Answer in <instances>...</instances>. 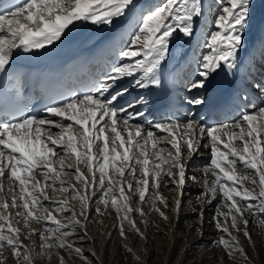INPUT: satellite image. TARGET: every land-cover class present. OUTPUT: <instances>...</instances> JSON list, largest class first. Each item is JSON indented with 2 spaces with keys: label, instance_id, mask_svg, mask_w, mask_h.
Masks as SVG:
<instances>
[{
  "label": "snow or ice",
  "instance_id": "obj_1",
  "mask_svg": "<svg viewBox=\"0 0 264 264\" xmlns=\"http://www.w3.org/2000/svg\"><path fill=\"white\" fill-rule=\"evenodd\" d=\"M250 5L251 0H215L212 29L196 61L198 78L187 85L188 93L204 89L218 70L238 67ZM203 18L204 0H160L146 10L139 8L137 0H0V70H6L18 51L54 46L81 21L109 27L117 20L132 23L128 40L108 70L90 87L49 100L42 108L43 116L25 112L18 100L10 106L0 101V264L8 258L5 252L16 258L15 264H33L31 250L24 244L33 236L39 241L37 255H52L56 247L79 255L81 249L67 238L78 226L84 227L78 217L88 218L87 209L97 195L96 211H101V204L115 209L122 221L121 236L123 221L139 233L129 213L143 212L128 204L127 193H138L143 202L146 193L157 189L152 210L167 219L155 203L168 206L158 189L166 183L178 191L181 198L175 200V210L179 213L189 180L204 186L198 202L222 199L228 209L218 208L213 220L215 229L230 239L221 236L212 243L222 245L228 257L239 253L247 261L231 235L229 220L231 229L242 232L248 242L250 219L245 213L260 216L264 224V105L241 110L239 119L231 123L206 126L191 118L138 123L144 113L136 109L151 103L144 95L120 104L130 89L162 87L163 65L173 37L177 32L193 37L197 20ZM253 86L264 96V83ZM241 99L247 101L246 96ZM184 101L195 107L203 105L205 98L188 95ZM154 130L167 134L168 150ZM201 149L210 151V164L203 174L211 172L214 179L199 181L188 175V166ZM238 165L244 175L237 174ZM66 169H74L75 185L61 178L68 174ZM247 183L253 185L251 190ZM58 191L65 194L64 199L54 198ZM70 201L79 204V213ZM13 209L20 210L13 213ZM64 213L70 215L58 218ZM13 215L18 219L13 221ZM33 223L40 227H32ZM59 264H64L63 257Z\"/></svg>",
  "mask_w": 264,
  "mask_h": 264
},
{
  "label": "bare ground",
  "instance_id": "obj_2",
  "mask_svg": "<svg viewBox=\"0 0 264 264\" xmlns=\"http://www.w3.org/2000/svg\"><path fill=\"white\" fill-rule=\"evenodd\" d=\"M159 0H137L138 6L140 9H148L151 8L156 2ZM204 1H210L213 2V6H205V18L198 19L197 20V30L193 37L188 38L183 36L181 33L177 32L175 36L172 39L171 45H170V51L169 55L173 56L174 63L169 62L168 63V69L169 72L167 74L168 79L172 82L174 86V94L176 98L175 102V109L168 112L165 115H159L157 112H155L151 106V103L147 106H141L138 107L136 110L141 111L144 113V116L142 119H139L137 121L138 123H156L160 121L165 120H186V119H194L196 121L202 122L206 126H213L223 123H231L234 120L239 119V114L241 110H244L246 108H250L251 105H258V104H264V96H262L257 88L253 86L254 83H264V0H251L250 5V14L248 20H250V23L247 24V28L243 33V42L241 44L239 55L237 59L238 67L235 70H232L233 73L239 74V76L236 78V86L238 87V91L234 94V103L232 104V107L229 108L227 112H222V110L212 107L209 102L208 98V87L211 83V77L209 78L206 86L202 90H194L192 93L187 92V85L191 83L194 79H197L198 77L195 75L196 72V61L197 58L201 55L203 49V41L206 38V35L209 33V31L212 29V20H213V13L216 11L215 8V0H204ZM208 9H211L212 13H208ZM91 22H79L77 27L73 29L72 32L68 34L67 37H65L63 40L64 45H70L69 42H71L70 38L74 35H78V38H80L82 41L83 39L88 40L90 38L101 36L102 34L106 33H115L114 38H117L119 41H123L127 35L131 32V19H124V20H117L111 27L107 25H95L92 24V26H89L87 31H82V28L85 26H88ZM109 31V32H108ZM254 35V37H253ZM68 41V42H67ZM189 48H192V51L190 55L184 56L185 53ZM41 50V49H37ZM36 51V50H32ZM178 57H181V61L179 62ZM117 58H114L115 60ZM112 60V62H113ZM105 68V72L108 70V66ZM98 69V68H97ZM104 71V68L101 70ZM101 76V75H100ZM99 76V77H100ZM98 77V78H99ZM124 85L127 86L129 81L125 80ZM21 87L16 90V94L21 93ZM144 95L148 97L146 90H139V89H130L129 93L124 96V98L120 101L121 105L126 104L127 102H131L134 98ZM196 96V95H202L205 98V102L203 105H197L195 107H192L191 105L187 104L184 101L185 96ZM247 97V101H243L242 97ZM44 113H42L40 116H43ZM235 117V119L232 120V118ZM53 132L58 131V129H53ZM159 133V136L161 138V143L165 147L166 150H168V147L164 143V139L167 136L166 133L160 132L159 130H154ZM179 135V133H176ZM207 143V141H205ZM210 157V151H204L201 149L200 154L196 155L194 160L189 164L188 166V175L197 176L199 181H203L201 179L203 177V168L205 167L204 163H207ZM73 161H68L67 163H72ZM81 171H85L84 166L80 165ZM193 167L194 169H191ZM66 170H74V169H66ZM239 171V170H238ZM65 177H71L73 174L63 175ZM62 178V177H61ZM138 178V176H137ZM68 183L76 184L77 182L74 180L64 179ZM128 180H132L131 176L127 177ZM166 184V183H165ZM6 185V184H5ZM170 185V184H167ZM200 186H203L202 183H193L191 180L188 181L187 186L183 192V207L180 209L179 213L176 212L174 208V214L175 217L172 220V230L171 234H169V239L167 242V253L164 259V264H188V261H186V257L184 258V254H177V247H176V238H180L184 236L185 234H188L190 231V220L189 224H184V218L187 216V214L193 213L190 210L187 209V206H192V208L196 210V213L199 214V217L202 220V226L200 231L196 235V242L200 243L199 241L202 239H210L213 232H215L211 226V220H210V212L212 211L213 207L212 205L215 203V200H212L211 197L207 200V203L204 206L198 207L197 203V195L196 191L200 188ZM150 192V191H149ZM148 192V193H149ZM177 196L175 198L179 199L181 198L178 191ZM147 193V194H148ZM89 195L92 194L91 189H89ZM132 194V193H131ZM54 198L62 197V195L56 194L54 195ZM133 197V194L131 195ZM133 201V200H132ZM140 199L137 200V203L141 205ZM175 205V203H174ZM91 207V206H90ZM87 209L88 212V218L84 221V217L81 218V221L84 225V227H79L75 229L74 233L69 237V241L71 243H75L81 248L82 252L86 254L88 259H91L94 261V264H107V262L112 261L113 255L116 252H113V255H108L107 252H105V247H107V244L110 243L112 239H115V231L114 232V223L111 221H105L103 223H107V230L105 233L102 232L99 228L90 227L89 222L92 221V219H95L94 213L92 214L91 208ZM20 210V209H15ZM194 210V211H195ZM203 212V215L201 216L200 213ZM187 220V219H185ZM145 223V222H144ZM153 223V222H152ZM186 223V222H185ZM154 226L150 227V231L148 233L141 232L139 233L135 232V236L141 240V242L147 241V243L151 244V236L152 233L157 234L158 232H161V227H158L155 223L152 224ZM99 226V225H98ZM105 226V224H104ZM103 227V226H102ZM104 228V227H103ZM106 228V227H105ZM148 229V228H147ZM68 231H72L71 228H69ZM163 231V230H162ZM86 232V235L84 233ZM191 232V231H190ZM201 233H203L201 235ZM148 234V235H147ZM175 234V235H174ZM83 236V239L81 237ZM174 236H176L174 238ZM115 237V238H114ZM68 241V242H69ZM119 241V240H118ZM121 242V241H120ZM123 244V243H122ZM73 245V244H72ZM75 246V245H74ZM147 247V246H146ZM118 251V250H117ZM141 251V250H140ZM144 251V250H143ZM111 252V251H110ZM146 252V253H144ZM144 256L142 258L143 264H153L152 259V247H147V250L144 251ZM182 252V251H181ZM118 253V252H117ZM147 255V256H146ZM186 256V255H185ZM115 257V256H114ZM105 262V260H107ZM117 260V259H116ZM219 263L218 264H229L227 263L225 256L223 254H220L218 257Z\"/></svg>",
  "mask_w": 264,
  "mask_h": 264
},
{
  "label": "rangeland",
  "instance_id": "obj_3",
  "mask_svg": "<svg viewBox=\"0 0 264 264\" xmlns=\"http://www.w3.org/2000/svg\"><path fill=\"white\" fill-rule=\"evenodd\" d=\"M158 3H160V0L156 2V4ZM204 5L211 7L213 6V2L204 1ZM208 13H212V12L209 11L208 9ZM261 105H264V104H258L257 106H261ZM235 117L236 116H234L232 120L235 119ZM209 164H210V157L207 163H204V165L206 166ZM191 169H194V168L191 167ZM66 171L68 172V174L70 173L73 174V176L71 177L62 176V178L69 179L72 181L73 178L75 177L74 170H66ZM236 171L238 175L245 174L241 170L239 165L237 166ZM142 178H143L142 176H138L137 179H142ZM203 178L208 179V180L214 179L211 172L207 173V175L203 174V177L201 179L203 180ZM7 187L8 185L6 183L5 193L7 192ZM245 187L251 190L253 188V185H251L250 183H247L245 184ZM156 191L157 189L153 188L150 190L148 194L146 193V199L143 202H141V205L137 203V200L139 199L138 193H135V194L132 193L133 197L131 196L132 195L131 193H127L130 196V199L128 200V204L133 208H137V207L141 208L143 212V214H141L140 212L129 213L130 219H132L135 222L139 231L148 233L150 231L149 230L150 227L154 226L152 225L154 223L158 225V227H161V229L163 230V231L160 230L161 232H158L157 234L152 233L151 235L150 233L151 244L147 243V241L142 243L141 240L135 236L136 231L129 226L127 221H123L124 235L121 236L119 225L122 221L118 219L116 210L111 208L110 206L105 208V206L101 204L99 205L101 211L98 213L96 211V208L98 206L97 200L99 199V196L97 195L96 198L91 201L90 208L93 210L92 214L94 213L95 219L93 218L92 221L89 222V226L90 227L93 226L96 229L99 228L100 230L103 229L102 232L104 231L103 233H105L108 230V227H107L108 225L107 223H103V222L111 221L114 223V227H115L114 232L117 231L115 232L116 238L114 237L115 239H112L110 243L107 244V247H105L106 248L105 252L107 253L109 252L108 255H110L112 251L116 252L114 254H117V255H113L112 253L111 254L113 255L112 257L113 259H111L112 261L109 262L108 259L105 260V262L108 261L107 264H143L142 258L144 256V253H146L144 251H146L147 247L149 246L152 247V251H153L152 252L153 254L151 255L153 259V264H164L163 261L167 253V250H166L167 242L169 239V234H171V230H172V220L175 217L174 203H175V198L177 196V192L173 186L167 185L165 183H162L161 187L158 189L160 195L166 198L168 201L167 207L161 204L158 200L155 201L156 206L159 207L161 211H163L165 215L167 216V219H164L163 217L159 215V213L152 210L153 198H154ZM204 191H205L204 186H200V188L196 191V195L198 196L201 192H204ZM56 194L62 195L60 199L55 198L57 200H62L65 197V194L62 192L58 191L54 195ZM206 203H207V200H204L203 202H198L197 206L198 207L204 206ZM70 204L72 207L75 208V211L77 213L81 211L80 206L76 201H70ZM212 207L213 209L210 212L209 216L211 220V226L215 232H213L212 235H210L211 236L210 239H207V240L202 239L199 241L200 243H197L196 235L200 231H202L201 229L202 220L199 217V214L196 213L195 208L193 209L191 205L187 206V209L190 210L191 212L193 211V213L189 215L187 214V216L184 218V224H189L191 222L190 223L191 232L189 231L188 234H185L184 236L180 238H176L175 242L177 243L176 247L178 251L176 255L178 253L184 254V258L186 257L185 262L188 261V264H218L219 263L218 257L220 256V254H223L225 256V259L227 263L229 264H264V224H261L260 222L261 217L260 216L251 217L250 214L245 213V216L250 219V223L248 224V230L251 235V242H248V240L243 237L242 232H238L235 229H231L230 220H229V230L231 232V235L233 237H236L239 247L243 248L247 255V261H245L240 256L239 253H237L235 257H228L222 245H220L219 243H216V244L212 243L214 240L218 241L221 236H224L225 239H230V237L227 236L225 233L217 231L214 226L215 221L213 220V217L216 216L218 208L220 211H224V212L228 211V209L224 206L223 200L215 199V203L212 205ZM240 207L243 208L244 205L241 204ZM49 210L51 211L52 209L49 208ZM12 212L15 213L16 210L13 209ZM67 215H70V213L61 214L58 218L63 220L64 217ZM78 218L81 219L83 217H78ZM16 219L18 218L13 215V221H15ZM220 219L223 222V217H221ZM32 227L39 228L40 226L33 223ZM104 229H107V230H104ZM66 230H69V228ZM175 237L176 236H174V238ZM69 239L70 238L68 237L67 240L69 241ZM38 243H39L38 237L36 236H33L30 239L24 240V244L31 250V253L33 256V264H59V257H63L64 264H94V261H92L91 259H88V257L86 256V254L82 252V250H81V253L78 255L75 252H69L66 249H60L59 247H56L51 250L52 255H48L47 252L41 255H37V253L40 251L38 247ZM68 243L73 244V246L75 245L74 247L76 248H79V246L75 243H71L70 241ZM4 255L5 257H8L5 260V264H15V259H16L15 257H10V254L8 252H5Z\"/></svg>",
  "mask_w": 264,
  "mask_h": 264
}]
</instances>
